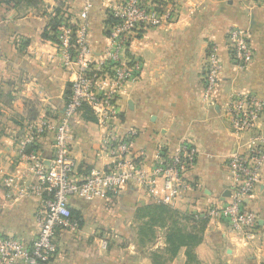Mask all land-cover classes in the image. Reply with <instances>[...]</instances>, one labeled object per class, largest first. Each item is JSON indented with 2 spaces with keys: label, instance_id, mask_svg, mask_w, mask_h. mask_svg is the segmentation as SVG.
<instances>
[{
  "label": "crops",
  "instance_id": "crops-1",
  "mask_svg": "<svg viewBox=\"0 0 264 264\" xmlns=\"http://www.w3.org/2000/svg\"><path fill=\"white\" fill-rule=\"evenodd\" d=\"M41 1L40 9L0 5V233L25 241H30L37 229L34 214L38 201L17 197L13 188L20 184L25 169L17 163L24 127L29 117L46 116L55 123L69 92V74L62 68L56 45L42 37L48 23L43 13L62 0ZM161 1L176 11L178 19L169 26L148 30L133 45L143 60V72L122 96L120 122L115 121L114 127L118 132L129 128L138 131L135 146L146 152L147 162L157 147L172 154L182 143L192 144L197 162L187 172L191 190L177 210L190 214L227 202L231 181L226 159L248 147V134L232 132L227 105L236 94H253L264 101V2ZM112 2L91 0L88 41L97 53L107 44L103 26ZM65 6L69 15L77 16L83 0H70ZM232 27L250 32L254 56L244 69L233 65L225 47ZM211 43L221 48L223 68L209 104L202 96V67ZM70 126L72 156L79 170L102 169L110 162L99 149L103 132L94 120L78 115ZM257 129L264 134V113ZM52 140L50 133L39 142L45 158L51 156ZM151 205L155 203L136 185L106 199L71 200L70 210L80 221L79 230L58 233V253L49 264H153L150 253L165 248V230L157 229L148 242L140 241L138 232L132 234L135 224L141 225L135 219L136 212ZM244 205L257 215L251 238L232 232L227 223L208 220L203 240L193 250L195 261L188 264H264V168L258 187ZM193 225L188 223V227ZM115 233H120L116 240ZM105 235L109 240L103 249L100 238ZM185 251L180 249L165 264H187Z\"/></svg>",
  "mask_w": 264,
  "mask_h": 264
},
{
  "label": "built area",
  "instance_id": "built-area-1",
  "mask_svg": "<svg viewBox=\"0 0 264 264\" xmlns=\"http://www.w3.org/2000/svg\"><path fill=\"white\" fill-rule=\"evenodd\" d=\"M62 1L67 5L70 0ZM90 6L91 0H83L78 15H68L56 30L54 44L62 68L69 74V95L55 123L42 116L25 124L22 147L17 152V163L25 169L20 184L13 185L17 197L38 201L34 214L37 229L30 241L0 233V264H49L58 253V233L79 230L80 221L70 210L71 200L106 199L136 185L156 205L178 210L191 190L187 172L197 162L191 143H182L172 154L157 147L147 162L146 152L135 146L138 131L129 128L118 132L114 127L115 121L120 122L122 96L143 72V60L133 51V45L148 30L176 22V11L161 0H114L107 7V19L112 22L103 26L107 44L97 53L88 41ZM52 10L47 8V13ZM225 47L238 69L246 68L253 60L250 32L246 29L230 28ZM220 52V46L211 43L203 61L202 96L209 104L223 68ZM84 111L103 132L99 149L110 162L102 169L79 170L72 156L70 124ZM263 113L264 101L253 94L230 97V128L235 135H249L248 147L226 159L231 181L227 202L190 213L193 219L201 216L214 223H227L232 232L245 239L251 238L257 226V215L246 209L244 202L258 187L264 168V134L257 129ZM50 133L52 152L45 158L39 142ZM26 181L28 185L24 186ZM108 240V235L101 236V248L107 247Z\"/></svg>",
  "mask_w": 264,
  "mask_h": 264
},
{
  "label": "trees",
  "instance_id": "trees-1",
  "mask_svg": "<svg viewBox=\"0 0 264 264\" xmlns=\"http://www.w3.org/2000/svg\"><path fill=\"white\" fill-rule=\"evenodd\" d=\"M12 4L14 7L22 5L27 9H40L43 7L41 0H0V5ZM48 19L47 26L42 34L43 39L55 42V33L60 23L68 19V12L65 3L57 2V6L52 13H43ZM111 18L106 19L104 25H109ZM69 92L67 93V97ZM66 97V98H67ZM81 116L85 120H94L88 111L82 112ZM29 120H34L29 117ZM135 219L141 221L138 227L140 241H151L155 237V231L165 230L164 243L165 248L162 252H151L150 259L153 264H165L173 259L180 249H185L187 264L195 261L193 250L201 244L203 240L204 226L207 219L199 216L193 219L188 213H180L177 210L170 209L164 205H151L136 212ZM192 223L195 227H188ZM193 225V226H194Z\"/></svg>",
  "mask_w": 264,
  "mask_h": 264
},
{
  "label": "rangeland",
  "instance_id": "rangeland-1",
  "mask_svg": "<svg viewBox=\"0 0 264 264\" xmlns=\"http://www.w3.org/2000/svg\"><path fill=\"white\" fill-rule=\"evenodd\" d=\"M68 3H69V2H68ZM68 3H67V4H68ZM56 6H57V3H55V5H53V6L51 7V9H54ZM138 227H139V224H135L134 229H133V230H134V233H132V234H135V232H136V233L138 232ZM107 234H108V233H107ZM115 234L117 235V238L115 237L114 240L118 239V235H119L120 233H119V234H118V233H115ZM111 235H112V236H111ZM111 235H110V240H111V239L113 240L114 234H111ZM116 235H115V236H116ZM114 243H116V242H114ZM125 243H126V241L124 242V244H123V242H121V245H125Z\"/></svg>",
  "mask_w": 264,
  "mask_h": 264
},
{
  "label": "water",
  "instance_id": "water-1",
  "mask_svg": "<svg viewBox=\"0 0 264 264\" xmlns=\"http://www.w3.org/2000/svg\"><path fill=\"white\" fill-rule=\"evenodd\" d=\"M226 197H227V198L229 197V192L226 193Z\"/></svg>",
  "mask_w": 264,
  "mask_h": 264
}]
</instances>
